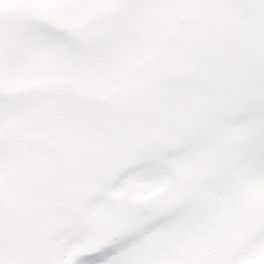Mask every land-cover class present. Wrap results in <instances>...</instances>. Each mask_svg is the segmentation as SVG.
<instances>
[{
  "label": "rangeland",
  "instance_id": "374dc122",
  "mask_svg": "<svg viewBox=\"0 0 264 264\" xmlns=\"http://www.w3.org/2000/svg\"><path fill=\"white\" fill-rule=\"evenodd\" d=\"M121 1L98 0L95 3L92 0H0V13L8 12L9 9L18 6L20 2L22 5L20 7L25 11L23 12L25 15L33 16L36 13L40 15V20L55 21L58 23L55 26L60 28L59 31L46 26L39 29V25L27 22H21V25L0 26V133L9 129L8 133L14 136L12 139L0 141V223H4L3 227L0 228V260L6 264H32L30 258L32 253L36 256V263L39 259L42 264H63L78 252L86 251V245L88 246L89 243L84 240L60 255L56 254L50 247H52L53 238L58 234L60 228L70 220L75 219L72 209L76 210L79 205L88 214L94 215L102 207L90 204L92 198L101 192L100 190L86 199L70 187L62 193L66 199L62 201L55 196V192H53L55 189L50 188V191L46 188L48 183L54 184L55 187L59 186L57 181H50L49 177L46 178L45 176L39 181L30 176L23 175L20 177L22 170L18 172L17 170L28 169L31 171L30 175L38 172L42 168V165L35 164L38 162L36 158L39 157L49 163H56L65 167L78 184L94 183L102 191L104 181L111 179L113 173L117 171L114 169L113 175L110 174L109 177L105 178L107 175L105 173L111 171L115 164L102 165L100 163L98 167L101 168L102 173L98 176L91 172L84 163L94 160L83 152L86 150L84 148L86 143L81 138L82 135V137H87L92 132L93 127L90 122L83 121L76 115L72 116L71 123L68 125L72 130L78 132H73V140H70L69 136L65 139L62 137L68 133L64 131L65 126L60 123L62 120L60 113L64 111L62 107L65 106V102L68 107V102L59 93L65 88L51 87V85H59L60 82L69 78V74H71L69 68H73L75 61L80 62V66L77 65L79 68L76 74L82 80L81 82L86 83L89 88L101 94H107L117 89L123 82L125 74L133 67L143 63L150 51L156 48L171 30L170 27L173 23L186 15L187 24L185 27L176 30L169 38L171 40L166 44H170L168 46L170 49L167 48L165 52L166 55H169V59L174 58V60L182 62V67L185 68L153 72L139 84L142 92H148L144 97H136L133 89L128 96L119 97L110 102L114 106L116 104V108L120 105L119 109L126 115H132L133 112L135 113L134 116H143L146 107H149V110L151 109L153 112L149 115L157 114L165 119V117H170V113L176 112L183 124H193L196 118L198 122H205L207 114L213 107L226 112L236 111L235 104L230 97L238 90L250 98L253 97L251 101L258 97L253 89L256 85V77H258L253 61H257L260 56L264 55V47L257 40L254 29L247 25L243 18L249 9L251 19L248 20H252L251 22L258 26L260 32L264 34V0H257L258 7H248V4L243 0H128L129 3L123 13L111 19L113 23L108 24L110 25L109 28L107 25L106 28L84 29L82 35L75 33L65 35L66 30H62L61 27L63 28V26L59 25L62 23L66 26L76 27L94 15H103L109 10H115ZM192 8H195L194 11H191ZM211 17L220 24H228L229 27L225 33L231 30V26H235L239 33L248 26L243 37L248 40L247 46L250 52L246 54L243 46L241 44L238 46L235 40L230 37L226 38L224 35L221 37L216 34L208 36L203 33L200 22L209 20ZM114 22L118 23L116 27ZM122 36L128 38L122 42L120 40ZM134 36L141 39H136ZM120 44L123 45L119 46ZM131 46H134L136 50L130 48ZM124 47H127L126 51L131 50L128 53L130 56L128 58L123 55ZM119 60L121 61L120 64L114 66L115 62ZM200 62L204 63V68L199 73L197 71L201 68ZM214 73L216 76L218 75L219 83L206 78V76ZM168 75L179 76L175 80L166 81L179 83L180 87L172 86L170 89L165 86L167 83L164 82V79ZM155 80L159 82L157 89L153 85ZM213 85L217 88L214 95L217 96L218 103L208 104L210 95L206 89L208 88V91L213 94ZM38 86L47 88V91L18 96ZM173 89L178 91L176 96L171 92ZM189 91L190 95L187 97ZM14 94L16 96L10 98ZM132 96L133 98H130ZM167 98L171 100L168 102ZM198 100L204 102L202 108L193 104L194 101L197 102ZM159 101L164 103L162 107ZM70 103L72 107L77 105L74 102ZM178 104H184L187 107L183 110ZM35 107L36 111L30 112ZM135 120H139V118L137 117ZM156 123V119L151 121L153 127H156ZM110 125L107 122L102 129L107 132ZM169 125L170 123L167 122L169 129L166 133L162 132V129H159V133L156 131V134H160L165 141L176 137L178 134L174 131L177 128L175 124L171 127ZM184 125L186 126V124ZM136 126L134 124V127ZM132 130H134L132 127L117 128L114 134L121 140L125 138L137 140L142 137L137 134L136 130ZM58 133L61 134V141L56 138L58 136H54ZM141 134L149 137L146 133L141 132ZM148 134L151 133L148 132ZM255 136L242 137L232 145H228L224 141L225 136H218L216 145L210 148L212 157L215 159L223 158L228 166L233 165L234 154L237 151H247V142L249 140L251 142ZM182 142L183 139L178 138L173 143L166 145L177 146ZM22 146L28 149V153L32 155L25 159L33 163L24 164L21 161V156L17 155L16 150L23 148ZM64 148H69L74 152L79 151V153L72 156ZM141 148L143 147L130 148V153L134 154ZM120 153L117 155L114 153L115 156L112 159L115 160L114 158L117 159L120 156L122 159L124 152ZM244 157L243 153L240 158H237L236 162L239 163L235 167L237 170L233 175L226 173L222 180L217 181L220 193L227 192L229 196L234 194L237 197L247 198L249 196L254 197L258 192H261L260 190L264 189V174L253 172L249 164L242 160ZM186 165L192 167L189 158L174 162L175 170ZM8 174L11 176L7 178ZM11 177H13L12 180H10ZM204 177L206 180V177L210 178V175L205 174ZM97 178L99 182L95 181ZM161 181L130 182L119 190L111 191L109 195L112 198H120L135 204L137 206L135 211H139L141 207L138 205V200L145 198L151 191L158 188V185H162ZM193 185L195 183L190 179L186 187L187 189H194V191L188 192L191 196L204 193L197 192ZM28 190L35 191L30 193ZM44 192L50 200H55L52 203L58 204V208L45 209L46 204L40 203ZM200 197L207 199L205 194L200 195ZM11 202L17 206L26 205L30 208H25L24 212L20 208L9 209ZM38 208L42 211L35 213ZM6 209L10 211V214ZM53 213H56V216ZM50 217L54 219L57 225L55 228H51V224H47L43 228L44 218ZM130 217H133V214ZM104 219L97 218L94 224L101 225L98 222ZM15 222L26 233L34 251L27 249L20 254L13 251L21 244L20 240H25L19 239L15 235ZM149 222V219H145L142 224L145 225ZM142 224H132L125 235L140 230ZM176 224L174 223V226ZM168 227L156 229L145 236L142 241L127 249L125 253L127 264H169L176 252L179 251L176 249L175 243L180 246L183 241L178 240L180 239L178 235H174L175 242L172 238H168ZM2 236H6L8 242L2 241ZM116 236L118 235L100 236V238L104 240L103 244L114 243L112 238ZM93 241L95 242V240ZM250 241L248 242L249 246L252 244ZM6 250L11 254L6 253ZM11 256L16 257L12 259ZM262 257H264V252Z\"/></svg>",
  "mask_w": 264,
  "mask_h": 264
},
{
  "label": "snow or ice",
  "instance_id": "6c2138e0",
  "mask_svg": "<svg viewBox=\"0 0 264 264\" xmlns=\"http://www.w3.org/2000/svg\"><path fill=\"white\" fill-rule=\"evenodd\" d=\"M250 119L259 122V130L247 146L248 154L244 157V162L249 164L253 172L264 174V77H262L260 95L244 110L226 112L213 108L207 114L205 122L194 121L191 128L177 127V132L183 138V142L179 145L169 146L151 141L147 146L135 151L134 155L121 162L111 179L104 181L103 191L93 197L90 204L107 206L116 211L136 208L135 205L112 200L109 193L119 190L130 182L147 183L165 179L176 181L175 161L195 157L199 152L214 147L219 130L224 125L240 124ZM192 207L191 204L185 203L157 213L153 206H145L139 209L138 214L155 216L151 223L130 235L113 237L115 243H104L95 250L77 255L72 264H127L125 255L127 249L156 229L182 221ZM96 230L97 226L86 217H77L60 228L53 238L52 248L58 255L66 253L81 241L92 237ZM250 243H264V225L254 233Z\"/></svg>",
  "mask_w": 264,
  "mask_h": 264
}]
</instances>
